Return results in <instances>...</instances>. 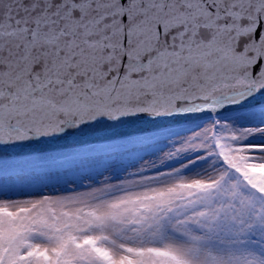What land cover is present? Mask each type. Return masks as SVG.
<instances>
[{
  "label": "snow or ice",
  "instance_id": "1",
  "mask_svg": "<svg viewBox=\"0 0 264 264\" xmlns=\"http://www.w3.org/2000/svg\"><path fill=\"white\" fill-rule=\"evenodd\" d=\"M0 264H264V0H0Z\"/></svg>",
  "mask_w": 264,
  "mask_h": 264
}]
</instances>
